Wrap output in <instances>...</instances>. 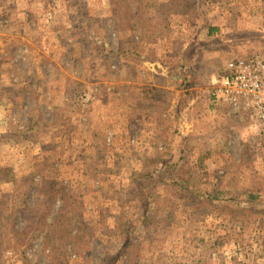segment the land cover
Listing matches in <instances>:
<instances>
[{
    "label": "rangeland",
    "instance_id": "1",
    "mask_svg": "<svg viewBox=\"0 0 264 264\" xmlns=\"http://www.w3.org/2000/svg\"><path fill=\"white\" fill-rule=\"evenodd\" d=\"M255 56L264 0H0V264H264V123L211 97Z\"/></svg>",
    "mask_w": 264,
    "mask_h": 264
},
{
    "label": "built area",
    "instance_id": "2",
    "mask_svg": "<svg viewBox=\"0 0 264 264\" xmlns=\"http://www.w3.org/2000/svg\"><path fill=\"white\" fill-rule=\"evenodd\" d=\"M211 95L234 113L264 123V58L230 61L215 80ZM7 255L13 253L8 251Z\"/></svg>",
    "mask_w": 264,
    "mask_h": 264
},
{
    "label": "trees",
    "instance_id": "3",
    "mask_svg": "<svg viewBox=\"0 0 264 264\" xmlns=\"http://www.w3.org/2000/svg\"><path fill=\"white\" fill-rule=\"evenodd\" d=\"M213 31L212 28L209 29V34H211ZM189 79L186 83H182L178 88L182 92V95L178 99L177 102V119L181 120L182 119V111L189 105L191 99L194 97V93L192 91V85L189 84ZM181 154V144L177 145V148L175 149L174 154L171 157H167L163 161L162 165V172L160 173V177H163L164 175H171L174 173H177V160L180 158ZM171 173V174H170ZM172 176V175H171ZM161 181V179H160ZM139 182V183H138ZM142 181L137 180L136 186V196L138 197L140 204L142 205V208L146 211L151 207V203L149 200V194H148V184L146 183H141ZM145 182V181H144ZM174 184H176V181H172ZM180 186V185H179ZM181 187V186H180ZM182 188V187H181ZM185 190L190 191L191 189L185 188ZM214 197H217V194L214 195ZM236 200L239 203H245L247 205H250L253 208H257L262 204L261 198H259L256 194L254 193H242L236 197ZM143 218V216H140ZM130 236L133 238V232L129 233Z\"/></svg>",
    "mask_w": 264,
    "mask_h": 264
},
{
    "label": "crops",
    "instance_id": "4",
    "mask_svg": "<svg viewBox=\"0 0 264 264\" xmlns=\"http://www.w3.org/2000/svg\"><path fill=\"white\" fill-rule=\"evenodd\" d=\"M155 45H160V42H158V44L156 43ZM162 56V55H161ZM108 91V90H107ZM124 94H128V92H125ZM110 96H111V101H109V97H108V102H107V108H108V114H110V103H112V98H113V93H110ZM122 101L124 102L125 100H124V98H123V96H122ZM140 105H139V108H141L142 109V111H140V116H138V113H139V111L138 110H136V109H134V108H131L130 109V107H129V104L127 105L128 107H126V106H122L121 108H120V112H122V114H124V116H123V118L121 117V120H123V123H125V124H129V125H131V126H134V125H136L137 123L136 122H138L139 123V125H141V126H143V127H147V126H149V127H154V129L156 128L157 129V133L158 132H160L161 130H163L162 129V127H164L163 126V123L164 122H162V121H160V120H162V119H160L159 121L157 120V118L159 117V112H157L158 114H151L152 113V111H154V108H155V105H154V100L151 98V97H146V98H143V99H141L140 101ZM158 102V101H157ZM158 105H159V103H158ZM162 106H164L165 107V109H163L164 111L166 110V112H162L161 114H160V116L162 117V118H165L164 116H165V113H167V112H169L170 113V111H171V116H169V118L171 119H169L170 121H173V120H175V119H177V116H176V113H177V103L175 102V104H174V107H172V108H170V110H167V107L164 105V104H162ZM159 107H161V106H159ZM101 109V108H100ZM104 109H106L105 107H104ZM93 111H92V113L94 112V110H95V107H94V109H92ZM107 110V109H106ZM144 115V116H143ZM143 116V117H142ZM141 117V118H140ZM140 119V120H139ZM146 119H148V120H150V122H146ZM126 120V121H125ZM136 123V124H135ZM144 129V132L141 134V135H143L142 137H141V139L142 138H145L144 136H147L148 134L146 133V131H145V128H143ZM97 138H94V141L96 140ZM90 141L91 142H93V138H90ZM85 153L87 154V151H85ZM97 157H98V153H96L95 154ZM89 156H93V153H91V155H87V157L88 158H86V160L87 159H89ZM47 157V159H48V156H46ZM59 158V157H58ZM51 160H49V162H50ZM45 165H46V167H49V168H51V166H53V165H49V163H48V161H46L45 163H44ZM49 165V166H48ZM82 168V167H81ZM83 169V168H82ZM46 171H48L49 172V170H46ZM50 173V172H49ZM80 176L81 177H83V170H80Z\"/></svg>",
    "mask_w": 264,
    "mask_h": 264
}]
</instances>
